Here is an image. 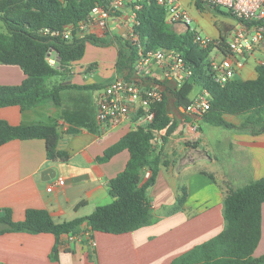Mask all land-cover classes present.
<instances>
[{
  "label": "crops",
  "instance_id": "obj_1",
  "mask_svg": "<svg viewBox=\"0 0 264 264\" xmlns=\"http://www.w3.org/2000/svg\"><path fill=\"white\" fill-rule=\"evenodd\" d=\"M135 1L128 0L116 15L111 16L106 30L94 27L85 35L109 40L111 44L95 45L96 49H90L88 42L83 58L71 64L69 72L63 73L58 80L50 79L49 84H98L113 78L118 51L114 38L129 40ZM177 1L183 9H188L196 7L197 0ZM204 5L205 9L196 7L198 13L189 15L191 20L204 31L205 37L219 39L224 35L227 40L231 36H226L230 24L219 20L211 8ZM237 24L241 23L237 21ZM172 28L177 34L195 32L189 24L181 22L172 24ZM4 32L0 23V33ZM83 37L82 34L76 36ZM106 48L108 53L103 51ZM211 53L224 55L215 49ZM92 64L94 66L88 69ZM259 65H264V40L255 47L237 77L255 79ZM152 69L155 75H162V69L155 66ZM98 76L105 79H92ZM25 78L20 67L0 63V86H17ZM95 90L62 91V104L59 105L48 99L29 109L22 110L18 106L0 108V120L12 126H56L59 135L57 149L69 155L66 162L47 160L45 143L41 139L12 140L0 145V217L8 209L12 220L21 222L26 210L42 209L58 224L86 217L97 207L113 201L108 182L124 170L129 152L122 150L104 163L96 159L142 124L130 115L120 124L101 125L99 133H91L85 128L70 133L71 126L62 118L63 108L81 105L77 102L79 95L94 106ZM169 111L177 125L163 143L162 158L168 161V165L160 167L155 182L147 190L152 207L147 225L117 235L93 232L94 246L86 239L69 241L65 235L60 236L57 244L55 237L48 233H4L0 235V264H171L178 256L221 232L225 226L223 200L226 192L264 177V132L253 135L249 131L210 125L214 128L211 131L214 144L212 154H209L204 150L209 147V131L201 128L202 121L185 120L174 110L172 103ZM224 118L239 126L245 117L224 115ZM164 134L165 130L155 132L152 156L159 154ZM45 169H52L55 177L42 180L41 173ZM149 174L145 169L142 179H147ZM60 179L64 185L47 192V188ZM181 189H185L186 198L183 205L178 206ZM54 248H57V255L53 259ZM263 254L264 204L261 208V238L254 256Z\"/></svg>",
  "mask_w": 264,
  "mask_h": 264
},
{
  "label": "trees",
  "instance_id": "obj_2",
  "mask_svg": "<svg viewBox=\"0 0 264 264\" xmlns=\"http://www.w3.org/2000/svg\"><path fill=\"white\" fill-rule=\"evenodd\" d=\"M204 4L213 12L221 13L219 7L196 1V7L200 10L205 9ZM95 5H104V0H0V23L5 29L4 33H0V63L16 65L26 76L20 85L0 86V108L18 106L22 110L29 109L48 99L59 105L62 104V91H92L107 86L116 78L133 79L139 48L130 40L115 37L114 42L118 47L115 76L109 81L82 85L64 82L49 84L51 78L69 72L68 67L83 58L88 42L100 46L111 44L109 40L91 36H73L72 40H63L52 35L67 28L75 33L77 25L87 19ZM135 6L139 7L134 10L138 25L133 32L138 37L140 52L146 54L162 48L179 54L191 69V75L182 84L172 78L164 79L161 82L164 87L162 98L151 108L154 113L152 121L125 134L96 159L104 163L122 150L129 152L124 170L108 182L109 195L113 198L110 204L97 207L86 217L58 224L53 222L46 210L28 209L23 221L14 222L11 211L5 209L0 217V235L11 232L48 233L59 244L60 236L77 235L83 231L82 227L92 233L117 235L147 225L152 210L147 190L155 182L160 167L168 165V161L162 158L163 143L177 125L175 118L170 117L169 105L172 103L174 110L185 120L192 119L181 111L190 103L194 86L199 87L200 91L205 90L209 96V109L199 118L202 122L226 129L249 131L253 135L264 132V65L256 67L257 76L253 80L235 77L223 86L216 84L208 57L218 47L224 55L228 54L224 35L218 40L220 46L201 48L193 42L195 32L177 34L173 30L172 24L165 20L164 8L155 0L138 1L132 7ZM227 14L232 17L229 12ZM260 24L264 25V21ZM43 28L49 29L50 34H40ZM49 50L57 54L58 67L48 63ZM91 66L94 64L88 69ZM77 102L81 105L64 107L62 111L63 120L71 126L70 133L77 132L79 128L99 133L101 125L95 120V107L84 96L79 95ZM224 115L244 116L245 119L235 126L227 122ZM162 130H165V134L161 137L159 154L152 156L154 134ZM30 139L44 141L47 160L68 161V153L57 149L59 135L56 126H12L0 120V145L12 140ZM145 169L150 174L143 180ZM180 191L178 206H182L186 198L185 189ZM263 204L264 177L241 188L229 189L223 200V230L178 256L171 264H264V254L254 256L261 238ZM56 255L57 248H54L51 257L54 259Z\"/></svg>",
  "mask_w": 264,
  "mask_h": 264
},
{
  "label": "built area",
  "instance_id": "obj_3",
  "mask_svg": "<svg viewBox=\"0 0 264 264\" xmlns=\"http://www.w3.org/2000/svg\"><path fill=\"white\" fill-rule=\"evenodd\" d=\"M128 0H104V5H95L89 12L86 20L80 22L73 33L71 29L63 32L52 33L63 40H72L73 36L87 35L89 30L96 27L101 31L106 30L108 19L116 15ZM142 1V0H138ZM137 0L135 2H138ZM157 4L165 10V20L169 24L177 22L188 25L191 18L177 0H155ZM212 6L226 8L231 16L241 23L231 36L226 40L227 55L216 56L210 53L208 57L209 68L212 73L213 81L221 86L225 85L237 77L240 69L245 65L247 58L254 51L255 47L264 40V0H201ZM133 7L131 15V31L129 40L137 44L139 57L134 63V77L132 80L116 78L103 88L96 89L94 98L95 120L99 125L110 126L124 122L130 115L136 117L140 124L147 125L154 118L151 111L152 105L162 98L164 87L161 82L164 79H175L178 84H182L190 75L191 69L185 64L179 54L166 49H156L155 51L143 54L140 52L138 37L133 29L138 25ZM242 22H252L254 24L245 25ZM40 34H50L49 29L43 28ZM219 39L201 37L195 34L193 42L201 48L209 45L220 46ZM219 53L220 48H215ZM58 56L53 50H49L47 61L51 66L58 67ZM162 69V75L157 76L153 73L152 67ZM149 81L147 84L143 83ZM209 96L205 90L199 91L191 98L190 103L183 109L186 115L198 120L200 116L209 109ZM139 127V126H137ZM62 179L51 184L47 192H51L56 186L62 187ZM69 241L76 238L88 240L94 246L92 232L83 229L77 235L64 234Z\"/></svg>",
  "mask_w": 264,
  "mask_h": 264
},
{
  "label": "rangeland",
  "instance_id": "obj_4",
  "mask_svg": "<svg viewBox=\"0 0 264 264\" xmlns=\"http://www.w3.org/2000/svg\"><path fill=\"white\" fill-rule=\"evenodd\" d=\"M186 12L188 13V15L190 14H194V13H198L196 12V7L194 6H191V7H188V9H186ZM200 10V9H199ZM220 11L221 13H215L212 11L213 15H217L218 19L219 20H222V21H225V22H228L230 24V30H229V33L226 35V36H229L233 33V31L235 30V28H237L238 24H237V21L234 19V18H231L230 16H228L227 12L228 10L226 8H220ZM190 25V28L192 30H195V33H198L201 37H205V33L204 31H202L199 27H197V25L195 23H193V21L191 20V22L189 23ZM89 47L90 49H96V46L95 44H92V43H89ZM104 53H108L109 50L106 48V50H103ZM111 51V50H110ZM92 56V55H91ZM107 58V57H105ZM96 64V63H95ZM112 75V73L110 74ZM53 81L55 80H58V77H53L51 78ZM92 79H94V81H101L103 79H105L103 76H98V77H93ZM197 93H199V87L197 86H194L193 88V91L191 92V98L193 96H195ZM245 119V118H244ZM200 126L201 128H203V130H205L206 132H208V136H209V147H207V149L204 148V150H207V152H209V154L211 153L212 154V149H213V144H214V139L212 136H214V134H212V128L210 125L208 124H205L204 122H200Z\"/></svg>",
  "mask_w": 264,
  "mask_h": 264
},
{
  "label": "water",
  "instance_id": "obj_5",
  "mask_svg": "<svg viewBox=\"0 0 264 264\" xmlns=\"http://www.w3.org/2000/svg\"><path fill=\"white\" fill-rule=\"evenodd\" d=\"M54 177H55V172L52 169H45L41 173V178H42V180H45V181H48Z\"/></svg>",
  "mask_w": 264,
  "mask_h": 264
}]
</instances>
